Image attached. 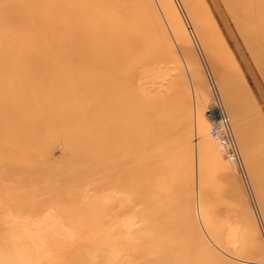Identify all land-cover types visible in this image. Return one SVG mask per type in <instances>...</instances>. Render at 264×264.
Wrapping results in <instances>:
<instances>
[{
	"label": "rangeland",
	"instance_id": "1",
	"mask_svg": "<svg viewBox=\"0 0 264 264\" xmlns=\"http://www.w3.org/2000/svg\"><path fill=\"white\" fill-rule=\"evenodd\" d=\"M255 3L0 0V264H264Z\"/></svg>",
	"mask_w": 264,
	"mask_h": 264
},
{
	"label": "bare ground",
	"instance_id": "2",
	"mask_svg": "<svg viewBox=\"0 0 264 264\" xmlns=\"http://www.w3.org/2000/svg\"><path fill=\"white\" fill-rule=\"evenodd\" d=\"M248 1H250V0H248ZM255 2L256 3L253 6H250L249 8L251 10H253V11H257L258 10V14L256 15L258 17L256 19L250 20V23L252 21V24H255L256 25L254 27V29H253V37H254V40H256V42L258 43V46L260 47V49L264 51V15L262 13V10L260 9L261 8V5L264 6V0H255ZM126 14L128 16H126ZM121 15L123 16V19H119L118 21H114L113 24H111L110 28L107 29L106 32L109 33L111 37H112V32H114V34L116 35V38H119V39L123 38V40L128 41V42L131 39V43L132 42H138L139 39L136 36H134V38H133L132 35L129 32H126V31L120 30V29H116V26L119 28V27H125L126 25H129L130 23L136 24L137 21L139 19H141V16H140L141 14H138L137 12H134L131 8H125V10H123L121 12ZM114 24H116V26ZM42 28L43 29H45V28L47 29L46 25L43 26ZM131 43H130V48L132 49L134 47V45H132ZM126 46H128V45H126ZM143 50L144 49H141L139 51L136 50L134 53L131 52L130 54H127V58L130 59V60H134V62H139L141 56L143 55L142 54ZM19 51H21V49H19ZM231 138H233V137H231ZM107 145H108V141L107 140H105V139L100 140L98 138V143L96 144L97 147H95V148L98 149V152L97 153H102V149H105L106 148L105 146H107ZM93 157H96V155L93 156ZM191 261H189L188 264H190ZM182 264H183V262H182ZM206 264H216V263L209 262V263H206Z\"/></svg>",
	"mask_w": 264,
	"mask_h": 264
},
{
	"label": "built area",
	"instance_id": "3",
	"mask_svg": "<svg viewBox=\"0 0 264 264\" xmlns=\"http://www.w3.org/2000/svg\"><path fill=\"white\" fill-rule=\"evenodd\" d=\"M209 117L214 120L213 118L217 117V120L219 121V124L221 126H224L227 128L228 122L226 120V117L223 113L222 105L219 102L218 98H214L212 107L210 108L209 111Z\"/></svg>",
	"mask_w": 264,
	"mask_h": 264
}]
</instances>
